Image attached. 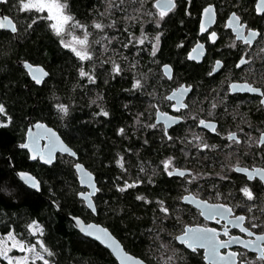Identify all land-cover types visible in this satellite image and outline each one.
I'll return each instance as SVG.
<instances>
[{"label": "snow or ice", "instance_id": "obj_1", "mask_svg": "<svg viewBox=\"0 0 264 264\" xmlns=\"http://www.w3.org/2000/svg\"><path fill=\"white\" fill-rule=\"evenodd\" d=\"M181 4L184 17L193 19L194 0H98L87 9V19L77 16L71 0H0L3 9L0 38L21 42L43 28L50 42L71 61L74 88L87 90L97 86L102 75L106 77L105 84L127 76L130 87L123 91L131 99L124 105L125 109L131 111L135 107L133 101L147 100L145 109L132 115L131 124L117 127L115 134L128 139L137 132H148L153 139L144 137L142 146L158 142L167 154L156 167L149 168L150 162L140 161L136 178H125L130 164L125 153H138L139 149L129 147L116 153L113 162L121 175L115 178L113 188L127 194L145 183L156 184L154 177L158 175L179 179L182 191L172 197L171 204L164 198L153 199L139 191L134 196L135 201L152 208V226L147 229L151 264H264V120L254 125L247 112L243 115L239 112V103L231 113L228 111L229 100L236 101L240 93H245L256 100L257 111L264 112V24L255 23L257 19L264 21V0H213L201 5L195 13L199 39L186 51L184 40L176 44L181 49L177 59L184 57L180 63L195 62L198 66L212 53L220 58L211 60L206 78L215 80L228 66L229 59L233 61V69L245 74L237 79L225 76L218 87L205 92L200 91L199 84L180 80L175 63L158 58L167 19ZM225 4L229 10L221 12ZM180 23L184 24L185 20L181 19ZM145 25L152 28L151 33ZM219 29L228 30L229 42L217 48ZM35 52L43 55L40 48ZM144 53L155 66L147 67V71L141 64ZM17 64L27 78L29 89L46 86L53 79V73L32 56L18 59ZM9 84L0 83V87L8 89ZM164 84L168 86L161 92ZM56 91V85L49 87L54 101L51 108L64 121L72 104L62 102ZM102 100L100 93L90 99L89 107L94 105L97 109L92 112L93 118L111 117L110 111L99 103ZM193 104L197 111H192ZM225 117H230L231 124L221 131L220 123ZM25 119L27 127L17 147L26 150L27 159L50 166L53 172L62 161L67 164L80 185V188L67 185L68 195L90 210L91 215L100 211L98 201L107 205L97 195L103 189L95 173L80 162L78 151L62 134L42 119ZM13 121L7 101L0 99V128L10 127ZM188 122L185 134L179 135L180 128ZM66 127L70 135L71 125ZM65 156L70 159L65 160ZM181 160L195 161L203 167H188ZM217 167L218 171L208 170ZM11 171L20 182L18 189L0 185V193L10 200L19 198L20 188L29 195L44 194L43 182L30 171L18 170L14 165ZM241 178L243 182L237 184L236 179ZM225 188L227 191L222 190ZM53 189L54 185L47 187L49 205L60 211L63 205L54 198L57 193ZM108 211L118 217L125 210L109 208ZM187 213L197 222H187L184 218ZM0 214L7 220L3 225L6 230L0 232V264H60L61 252L46 243L48 230L43 222L31 217L24 219L17 213L9 215L3 209ZM67 215L80 234L110 251L114 264H150L149 259L130 254L109 227L86 223L80 215L71 212Z\"/></svg>", "mask_w": 264, "mask_h": 264}, {"label": "trees", "instance_id": "obj_2", "mask_svg": "<svg viewBox=\"0 0 264 264\" xmlns=\"http://www.w3.org/2000/svg\"><path fill=\"white\" fill-rule=\"evenodd\" d=\"M95 3H98V0H71L73 11L81 19L88 18L87 9ZM170 16L171 18L167 19L165 34L161 41L162 51L158 54V58L162 62L175 63L176 68H179L182 64L180 61L184 59L182 55L179 60L177 59V54L181 52V49H178L176 44L183 40L184 36V24H181L180 20L185 19L188 35L192 34L194 24L193 19L184 17L183 4ZM145 27L151 33L152 28L149 25ZM37 48L41 49L43 55H36ZM26 56H32L35 62L41 63L53 73V79L48 81V85L31 89L26 86L27 78L22 70H19L20 66L16 64L18 59ZM141 64L146 66L145 71L147 67H155L146 53L141 57ZM73 71L68 56L64 55L55 43L50 42L43 28L28 40L21 42L11 40L10 37L0 38V83L12 82L8 89L0 87V99L7 101L10 113L14 116L10 127L0 128V185H6L14 191L18 189L20 182L14 178L11 171L14 165L18 170L33 173L43 182L45 188L43 195H29L20 188V196L15 200H10L0 193V209L9 215L17 213L24 219L31 217L43 222L48 230L46 243L54 250L61 252L58 257L60 264H78V262L85 264L89 260L95 261V264H114V257L107 249L84 237L73 228L67 217L68 212L80 215L85 221H96L109 227L128 252L149 259L151 263L147 253L150 245L147 229L152 226V208L135 201L134 196L139 191L153 199L157 196L164 198L171 204L172 197L178 196L182 191L179 179H169L158 175L154 177L157 180L156 184L145 183L138 189L128 190L127 194L118 193L113 188L115 178L121 175L113 162L116 153L123 152L129 147L139 149L138 153H125L126 159L130 161L129 174L125 178H136L137 165L140 161L150 162L149 168L156 167L159 160L167 154V150L162 148L158 142L151 143L150 146H142L144 137L153 139L148 132H137L128 139H122L115 134L117 127L131 124L132 115L137 110H144L147 100L133 101L135 107L131 111L126 110L124 105L131 97L123 90L130 87L129 77H118L105 84L106 77L102 75L97 86H90L85 90L74 88ZM51 85H56V95L62 102L72 104L70 115L64 121L59 120L53 114L54 110L51 105L54 101L49 92ZM167 86L164 84L160 91L163 92ZM97 93L103 96V100L99 103L110 111V118H93L92 112L97 109L94 105L89 107V101L95 99ZM25 117L32 120L42 119L55 128L62 134V138L78 151L80 162L95 173L103 189L102 193L97 195L102 196L103 200L108 202L105 205L98 201L100 211L97 212V216L91 215L90 211L85 209L78 200L74 202L68 195L67 185L73 188H80V186L68 170L67 164L62 161L60 168L53 172L48 166L28 160L26 150L17 147L27 127ZM66 125H71L70 135ZM176 155L179 156V152ZM8 159L11 160V164L7 162ZM64 159L70 158L65 156ZM180 163L184 165L183 160ZM139 175L143 176V174ZM52 185L57 193L54 198H57L63 205L60 211L49 205L47 187ZM109 208L117 210L123 208L125 211L119 212L117 217L112 211H108ZM185 220L189 221L187 218ZM23 222L22 219L20 223ZM4 223H7V220L0 214V232L6 230ZM19 230L17 228V231Z\"/></svg>", "mask_w": 264, "mask_h": 264}, {"label": "flooded vegetation", "instance_id": "obj_3", "mask_svg": "<svg viewBox=\"0 0 264 264\" xmlns=\"http://www.w3.org/2000/svg\"><path fill=\"white\" fill-rule=\"evenodd\" d=\"M207 2H213V0H194V6L192 7V11L194 14V16H193L194 28H193V32L191 35H188L187 27L185 26L186 23H184V36L182 39L185 42V49H184L185 51L187 49H190L195 44L196 39H199V37H196L197 24L195 22V13L198 11V9L201 5H203L204 3H207ZM228 10H229L228 4H225V7L221 9V12H227ZM249 19L250 20L252 19L251 15L249 16ZM255 23L257 25H261V24H264V21L257 19L255 21ZM219 32H220V39L216 44L217 48H220L221 45H224V44L229 42L228 30L219 29ZM221 50L223 51V49H221ZM215 58H220V57H217L214 54L210 53L208 56H206V58L204 60H202L200 62V64L198 66L195 64V62H187L186 64L182 63L179 66V68H175V73L180 78V80H182V81L187 80L190 83L199 84L201 92L207 91L208 88L218 87L220 85V82L224 79L225 76H229L230 79H237V78L245 77L244 73H241L239 70L232 68L233 61L231 59H229L228 60V66L224 69V71L222 73H220L219 75H216L215 80H212L211 78H206L205 74L208 70H210V67H211L210 62H211V60H213ZM165 63H172V62H165ZM178 71H180L179 74H178ZM193 99H196V97L194 96ZM189 102L191 103V101H189ZM236 103H239V105H240L239 112L242 115L245 112H247L249 114V116L251 117V121L254 125L258 124L261 120H264V112L257 111L256 100L253 99L250 95L245 94V93H240L238 95V98L236 101H233L230 99L228 102L229 113L232 112V108ZM164 110L171 111L170 109H164ZM197 110L198 109H197L196 105L193 104L192 111H197ZM221 111H223V110H221ZM225 120H227V123L225 122ZM189 123L190 122L183 124V126L179 130V135L185 134L184 128L187 127ZM230 124H231L230 117H225L224 119L221 120L220 130L224 131V129L228 128ZM196 131H199V129H197ZM246 131H247V128H246ZM209 135H214V134H209ZM213 142H216V141H213ZM220 158L223 159L222 156ZM245 162L250 163L251 161H242V163H245ZM257 162H259V161L257 160ZM184 164H186V166H188V167H194V166L197 168L203 167V165H196L195 161H193L192 163H187L184 161ZM208 170L218 171L219 168L218 167L215 169L209 168ZM235 176L236 177H242V174H235ZM242 182H243L242 178L236 179L237 184H240ZM222 190L227 191L226 188L222 189ZM201 195H204V194L202 193ZM194 211H195V209H193V212ZM188 217H191V218H188ZM184 218H187L189 220L187 222H197V221H193L191 213H187ZM200 221H202V218H200ZM208 223L212 226H215V223L212 221H209ZM234 247H238V246H234Z\"/></svg>", "mask_w": 264, "mask_h": 264}, {"label": "water", "instance_id": "obj_4", "mask_svg": "<svg viewBox=\"0 0 264 264\" xmlns=\"http://www.w3.org/2000/svg\"><path fill=\"white\" fill-rule=\"evenodd\" d=\"M0 10H3L2 9V7L0 8ZM16 64H17V61H16ZM18 65V64H17ZM29 119H31V118H29ZM49 127H52V126H50L49 125ZM55 129V128H54ZM41 143H43V141H41ZM9 160V159H8ZM31 161V160H30ZM31 162H36V161H31ZM40 163V162H39ZM41 165H42V163H40ZM12 166V165H11ZM48 167H50V166H48ZM33 174V173H32ZM34 175V174H33ZM80 186V185H79ZM90 211V210H89ZM97 214L98 213H96V214H94V216H97ZM67 217H68V215H67ZM82 218V217H81ZM68 219L70 220V217H68ZM83 219V218H82ZM86 223H89V222H91V223H98V222H96V221H85ZM71 224H72V226H73V228L74 229H76L75 227H74V222H71ZM98 224H100L101 226H105V225H103V224H101V223H98ZM106 227V226H105ZM78 232H79V230L78 229H76ZM81 235H83V234H81ZM84 236V235H83ZM85 237V236H84ZM88 238V237H87ZM89 239H91V240H93L92 238H89ZM94 241V240H93ZM98 244H99V242H97ZM102 246V245H101ZM102 247H104V246H102ZM126 249V248H125ZM109 251V250H108ZM110 252V251H109ZM130 253V252H129ZM130 254H132V253H130ZM132 255H134V254H132ZM136 256V255H135Z\"/></svg>", "mask_w": 264, "mask_h": 264}, {"label": "rangeland", "instance_id": "obj_5", "mask_svg": "<svg viewBox=\"0 0 264 264\" xmlns=\"http://www.w3.org/2000/svg\"><path fill=\"white\" fill-rule=\"evenodd\" d=\"M182 164V163H181Z\"/></svg>", "mask_w": 264, "mask_h": 264}]
</instances>
